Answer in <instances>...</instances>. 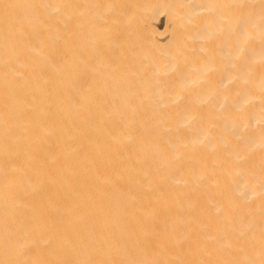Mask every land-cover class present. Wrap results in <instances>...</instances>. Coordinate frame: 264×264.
<instances>
[{
    "label": "bare ground",
    "instance_id": "bare-ground-1",
    "mask_svg": "<svg viewBox=\"0 0 264 264\" xmlns=\"http://www.w3.org/2000/svg\"><path fill=\"white\" fill-rule=\"evenodd\" d=\"M0 264H264V0H0Z\"/></svg>",
    "mask_w": 264,
    "mask_h": 264
}]
</instances>
